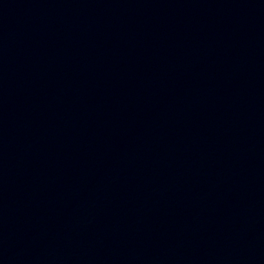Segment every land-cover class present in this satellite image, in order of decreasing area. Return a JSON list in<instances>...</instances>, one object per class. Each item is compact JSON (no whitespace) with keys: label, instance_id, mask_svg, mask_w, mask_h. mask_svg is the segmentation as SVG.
<instances>
[{"label":"water","instance_id":"1","mask_svg":"<svg viewBox=\"0 0 264 264\" xmlns=\"http://www.w3.org/2000/svg\"><path fill=\"white\" fill-rule=\"evenodd\" d=\"M0 264H264V0H0Z\"/></svg>","mask_w":264,"mask_h":264}]
</instances>
